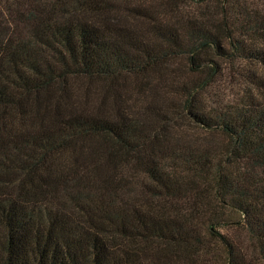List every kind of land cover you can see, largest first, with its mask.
<instances>
[{
  "label": "trees",
  "instance_id": "obj_1",
  "mask_svg": "<svg viewBox=\"0 0 264 264\" xmlns=\"http://www.w3.org/2000/svg\"><path fill=\"white\" fill-rule=\"evenodd\" d=\"M248 2L0 0V264L264 262ZM227 61L255 72L212 104Z\"/></svg>",
  "mask_w": 264,
  "mask_h": 264
},
{
  "label": "rangeland",
  "instance_id": "obj_2",
  "mask_svg": "<svg viewBox=\"0 0 264 264\" xmlns=\"http://www.w3.org/2000/svg\"><path fill=\"white\" fill-rule=\"evenodd\" d=\"M252 3L253 7L258 10L261 14L264 15V0H247V2ZM248 2V3H249ZM157 4V3H155ZM205 5L201 6V8H204ZM190 8V7H189ZM194 9V7H191ZM223 66L225 68V71L222 76L218 78L216 83L208 89V93L204 95V98L207 99L212 104L222 103V104H237L241 97H243L246 90L244 89V86L246 88V84L242 83L243 77H240L238 73L242 74H248L252 75L253 68L245 66V62H222ZM248 72V73H247ZM256 74L264 75V70L257 69ZM264 78V76H263ZM248 80V78H246ZM83 82V81H82ZM248 86V85H247ZM90 89L93 90V85H90ZM100 87V84H99ZM94 88H98L97 82L94 84ZM134 90V89H133ZM133 98H136L135 93L131 94ZM172 101H175L173 99L172 95L168 98L164 99V103L171 104ZM186 128L190 129L191 132H195L196 130L194 127H192V124H188L187 121H185ZM196 134V133H195ZM204 139H208L211 141H214L215 143L224 144V140L220 138L219 136L211 137L209 135L204 136ZM139 178V176H135V178ZM253 264H264L262 261H255Z\"/></svg>",
  "mask_w": 264,
  "mask_h": 264
}]
</instances>
